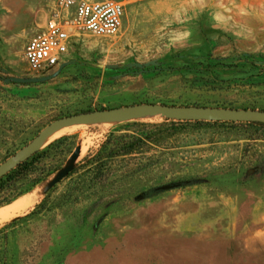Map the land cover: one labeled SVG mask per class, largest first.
Here are the masks:
<instances>
[{"label": "rangeland", "instance_id": "rangeland-1", "mask_svg": "<svg viewBox=\"0 0 264 264\" xmlns=\"http://www.w3.org/2000/svg\"><path fill=\"white\" fill-rule=\"evenodd\" d=\"M116 1L115 36L74 33L55 78L17 85L3 80L36 77L24 50L55 0H0V167L70 115L137 104L264 111V0ZM164 119L47 131L30 169L0 183V209L47 185L0 221V264H264V128ZM141 131L151 139L115 153ZM99 150L103 164L85 163Z\"/></svg>", "mask_w": 264, "mask_h": 264}, {"label": "built area", "instance_id": "built-area-1", "mask_svg": "<svg viewBox=\"0 0 264 264\" xmlns=\"http://www.w3.org/2000/svg\"><path fill=\"white\" fill-rule=\"evenodd\" d=\"M55 12L26 43L24 56L36 76L48 75L63 62L74 33L115 36L124 5L116 0H55Z\"/></svg>", "mask_w": 264, "mask_h": 264}, {"label": "water", "instance_id": "water-1", "mask_svg": "<svg viewBox=\"0 0 264 264\" xmlns=\"http://www.w3.org/2000/svg\"><path fill=\"white\" fill-rule=\"evenodd\" d=\"M135 68L143 69L148 64L135 63L132 65ZM63 65H60L55 71L44 76L36 77H10L4 79L5 83H13L17 85H28L45 83L55 78L61 71ZM153 116L161 115L165 119L174 121H204V122H245V123H262L264 124V111L251 109H229V108H214L202 106H168L160 104H137L128 105L118 108H112L102 111L80 113L70 115L58 119L54 124L46 127L31 143L30 145L12 161L0 167V178L10 172L17 165L24 162L37 149V143L40 137L47 131L57 128L65 123L76 120H124L127 118H135L137 116ZM80 149L76 147L70 162L74 161L79 155ZM72 171V166H67L60 170L55 178L50 182V186L55 185L60 180L66 178Z\"/></svg>", "mask_w": 264, "mask_h": 264}, {"label": "trees", "instance_id": "trees-1", "mask_svg": "<svg viewBox=\"0 0 264 264\" xmlns=\"http://www.w3.org/2000/svg\"><path fill=\"white\" fill-rule=\"evenodd\" d=\"M164 120L165 121H170V122H175L174 120H169V119H164ZM175 123H180V124H183V123L205 124V123H208V122H204V121H194V122H191V121H176ZM210 123L218 124V123H234V122H210ZM247 124L252 125V126H257V127L264 128V124H262V123H247ZM151 136H152V131H147V132L141 131L140 133H137L136 135L126 136V137H124L122 139H126V138H128V139L124 140L122 143H118L117 144V147L115 148L117 151L115 153L116 154H119V153L128 154V153H130V152H132L134 150H137L141 145L144 144V141L150 140ZM48 148H50V146ZM102 148L105 149V146H102ZM44 152L45 151H42L40 153H44ZM40 153H37L36 155L30 157L26 161H24V162L20 163L19 165H17L13 170H11L5 176L0 178V183L3 184V181L4 182H8L14 174L21 173V172H23V173L27 172L30 169V167L34 164V162L37 160V157L40 155ZM112 154L113 153H109L108 156H111ZM101 160H102V155H101V150H99L95 154V156H93V160H85V163H87V162L90 163V162L94 161V162H100L101 164H103L104 161H101ZM9 225L10 224H7L5 227H7Z\"/></svg>", "mask_w": 264, "mask_h": 264}, {"label": "bare ground", "instance_id": "bare-ground-1", "mask_svg": "<svg viewBox=\"0 0 264 264\" xmlns=\"http://www.w3.org/2000/svg\"><path fill=\"white\" fill-rule=\"evenodd\" d=\"M108 120V119H107ZM112 120V119H111ZM79 121V122H78ZM75 122V123H74ZM68 123H71V124H69L70 125V127L72 128V127H74V126H76L77 124H78V126L80 125L79 123H82V121H80V120H76V121H72V122H68ZM66 124V126L63 128V131H68L69 130V128H68V125H67V123H65ZM64 125V124H63ZM63 125H61V126H63ZM101 125V124H100ZM77 126V127H78ZM70 128V129H71ZM56 131V130H55ZM46 133V132H45ZM44 133V134H45ZM43 134V135H44ZM42 135V136H43ZM41 136V137H42ZM59 136V135H58ZM40 137V138H41ZM55 138V137H54ZM42 139V138H41ZM40 140V139H39ZM49 139H47V140H45L44 142H43V144H45L47 141H48ZM51 140H53V139H51ZM38 143H39V141H38ZM38 143H37V146H38ZM42 143V142H41ZM40 148V147H39ZM45 186H47V185H45ZM45 186L44 185H40V186H38V187H36L35 189H33L31 192H29V193H27L24 197H22L21 199H19V200H16V201H14L13 203H11V204H9V205H7V206H5V207H3V208H1L0 209V221L1 220H6V219H8V218H10V217H13V216H15L17 213H20L22 210H24V209H26V207L27 206H29L33 201H35L36 199H37V197H39L41 194H42V192H43V190L44 189H46L45 188ZM32 206V205H31ZM29 209V208H28ZM23 214V213H22Z\"/></svg>", "mask_w": 264, "mask_h": 264}, {"label": "crops", "instance_id": "crops-1", "mask_svg": "<svg viewBox=\"0 0 264 264\" xmlns=\"http://www.w3.org/2000/svg\"><path fill=\"white\" fill-rule=\"evenodd\" d=\"M122 20H123V18H122Z\"/></svg>", "mask_w": 264, "mask_h": 264}]
</instances>
